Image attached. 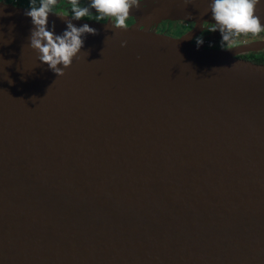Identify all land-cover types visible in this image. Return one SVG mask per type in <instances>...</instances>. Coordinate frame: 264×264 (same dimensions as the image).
Instances as JSON below:
<instances>
[{"label":"water","instance_id":"1","mask_svg":"<svg viewBox=\"0 0 264 264\" xmlns=\"http://www.w3.org/2000/svg\"><path fill=\"white\" fill-rule=\"evenodd\" d=\"M210 2L143 0L127 30L73 20L98 34L63 76L0 2V264H264V63L237 56L264 40L197 46Z\"/></svg>","mask_w":264,"mask_h":264},{"label":"clouds","instance_id":"2","mask_svg":"<svg viewBox=\"0 0 264 264\" xmlns=\"http://www.w3.org/2000/svg\"><path fill=\"white\" fill-rule=\"evenodd\" d=\"M190 0H184L188 4ZM71 5L70 15L55 11L58 0H29V7L25 15L31 18L33 28L30 34L29 46L38 53V59L46 64L56 74L63 76L64 70L69 68L73 59L78 57L85 44L88 34L97 35L98 30L88 23L76 26L73 20H82L91 15V10L96 13V21L107 20L111 25L120 30L129 28L127 20L132 8L139 9L142 0H90L87 6H81V0H68ZM261 0H211L209 4L215 25L210 31H219L221 45L240 35H258L264 32V23L257 15V6ZM144 6H147L144 0ZM50 14L59 15L66 19V28L61 34L55 32V23L49 28ZM145 25H140L144 30ZM151 31V28L148 29ZM203 38L196 39L197 46L203 44ZM127 41H121V46H126ZM62 65L63 67H60Z\"/></svg>","mask_w":264,"mask_h":264},{"label":"flooded vegetation","instance_id":"3","mask_svg":"<svg viewBox=\"0 0 264 264\" xmlns=\"http://www.w3.org/2000/svg\"><path fill=\"white\" fill-rule=\"evenodd\" d=\"M0 2L6 3V4L15 5V6H18V7H21V8H26V9L29 7V0H0ZM38 2H39V0H37V3ZM89 2H90V0H81V6H87V4ZM70 9H71V5L68 3V0H58V5L56 6L55 11H57L58 13H61V14L70 15L71 14ZM134 11H135V7L131 9L130 16H129L128 20H127V24H128L129 27H131V26H133V25H135L137 23V19L134 16ZM69 17H71V16H69ZM82 20L98 22V21H96V13H95L94 10H91V15L89 17H86V18H84ZM164 21L168 22L170 20H163L161 22H164ZM170 22H172V21H170ZM173 22H175V21H173ZM99 23H111V22L110 21L108 22L107 20H102V21H99ZM160 23L154 24V25H152V27L153 28H158ZM185 23L186 24H192V26L195 27L194 23H190V22H188V23L185 22ZM194 27L189 29V30H187V32H190L191 30H193ZM213 27H214V25L210 24V23H204L203 24V30L201 31L202 35H204L203 36V41H204L203 44H205L208 48H227V49L230 48L231 49L232 47H229L228 45L215 46V42L217 40H218V44L221 43L222 37H221V34L219 33V31H210V29H212ZM156 31L162 32V33L166 32L164 30L163 31L156 30ZM167 31H172V30L170 29V30H167ZM261 33L264 34V32H261ZM260 34L255 35L252 38L240 39L239 40L238 38L241 36L240 35V36H237V37L231 39L230 42L233 41V42L237 43V44H234V45H236V46H233V48H234V47H237V46H239L241 44L248 43V42H251V41L264 40V36L260 37ZM169 35H171V34H169ZM200 35L194 37L192 39V42L196 43V39H198L200 37ZM172 36H174V35H172ZM250 55H253L256 58L261 59L262 61L264 60V50H260V51H257V52H253V51L252 52H243V53L238 54L237 56L240 57V58L248 59V58H250ZM262 63H264V62H262Z\"/></svg>","mask_w":264,"mask_h":264},{"label":"rangeland","instance_id":"4","mask_svg":"<svg viewBox=\"0 0 264 264\" xmlns=\"http://www.w3.org/2000/svg\"><path fill=\"white\" fill-rule=\"evenodd\" d=\"M193 27L194 26H192V24H186L185 22H173V21L172 22H170V21L166 22V21H164V22H161L159 27L155 28V30H159V31H163L164 30V31H166L164 33L171 34V35H174L175 37H179V38L181 37L182 38L185 35V33L187 32V30H189V29H191ZM170 29L172 31H167V30H170ZM203 36L204 35H202V33H201L200 37L203 38ZM253 36H255V35H251V34L241 35L238 39L239 40L240 39H248V38H252ZM261 36H264V34L261 33L260 37ZM234 44H237V43L233 42V41H231V42L229 41V42L224 43L223 45H228L229 47L233 48V46H236ZM218 45H221V43L218 44V40H217L215 42V46H218ZM224 49H227V48H224Z\"/></svg>","mask_w":264,"mask_h":264},{"label":"trees","instance_id":"5","mask_svg":"<svg viewBox=\"0 0 264 264\" xmlns=\"http://www.w3.org/2000/svg\"><path fill=\"white\" fill-rule=\"evenodd\" d=\"M248 59H250V60H252L254 62H258V63L264 62V60L262 61L261 59H258L256 57H254L253 55H250V58H248Z\"/></svg>","mask_w":264,"mask_h":264}]
</instances>
